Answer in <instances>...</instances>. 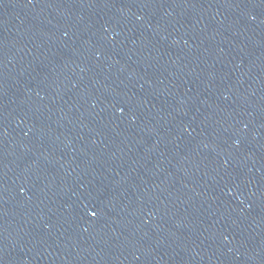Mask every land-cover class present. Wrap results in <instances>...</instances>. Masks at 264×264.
Returning a JSON list of instances; mask_svg holds the SVG:
<instances>
[{"label":"snow or ice","instance_id":"1","mask_svg":"<svg viewBox=\"0 0 264 264\" xmlns=\"http://www.w3.org/2000/svg\"><path fill=\"white\" fill-rule=\"evenodd\" d=\"M92 215H95V213L93 212Z\"/></svg>","mask_w":264,"mask_h":264}]
</instances>
